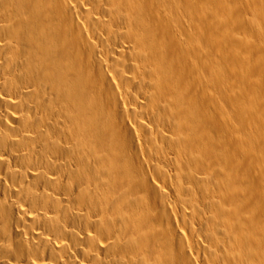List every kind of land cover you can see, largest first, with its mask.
Here are the masks:
<instances>
[{"label":"bare ground","instance_id":"obj_1","mask_svg":"<svg viewBox=\"0 0 264 264\" xmlns=\"http://www.w3.org/2000/svg\"><path fill=\"white\" fill-rule=\"evenodd\" d=\"M0 264H264V0H0Z\"/></svg>","mask_w":264,"mask_h":264}]
</instances>
